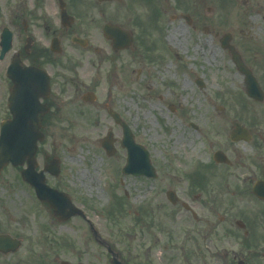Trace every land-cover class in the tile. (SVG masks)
Here are the masks:
<instances>
[{"label":"flooded vegetation","instance_id":"flooded-vegetation-1","mask_svg":"<svg viewBox=\"0 0 264 264\" xmlns=\"http://www.w3.org/2000/svg\"><path fill=\"white\" fill-rule=\"evenodd\" d=\"M146 1L0 0V129L22 110L28 125H36L43 136L38 157L40 145L56 141L55 129L80 120L81 109H111L100 99V91H106L109 99L129 95L133 75L142 88H147L149 77L152 88V79L167 74L172 56L178 54L167 34L164 40L154 38L164 29L158 22L171 23L177 15L175 7L161 6L151 20L154 26L144 15H129L131 6L144 7ZM196 1L186 0L185 10L205 13L207 8ZM116 3L123 5L125 15L115 8ZM98 5L104 8L98 10ZM189 19L188 26L204 29ZM105 24L128 31L132 42L115 48L113 40L102 34V40L95 39ZM255 53L253 49V77L264 93V63ZM134 61L139 67L130 69ZM87 93L91 102L82 99ZM263 102L264 94L262 101L253 98L250 120L230 121V129L217 132L229 136L233 122H238L248 128L249 142L208 141L204 151L196 152L201 161L184 170V184L165 183L159 172L148 178L159 179L160 183L150 186L157 197L164 194L166 199L160 203H168L173 216L168 247L156 253L149 247L126 249V253L115 252L116 256L104 248L103 257L94 255L90 264H113V257L116 264H264V198L253 191L258 181H264V113H259L264 112ZM49 156L44 152L42 165ZM168 191L173 192L172 203ZM13 237L22 245V237ZM46 245L41 253L29 249L27 257L16 258L14 264H62L56 253L60 249Z\"/></svg>","mask_w":264,"mask_h":264},{"label":"rangeland","instance_id":"rangeland-1","mask_svg":"<svg viewBox=\"0 0 264 264\" xmlns=\"http://www.w3.org/2000/svg\"><path fill=\"white\" fill-rule=\"evenodd\" d=\"M163 2L167 5L156 0V7H175L177 15L188 12L193 23L209 28L210 35L199 26L191 28L178 16L171 23L158 22L164 29L155 33V39L164 40L163 35L173 34V30L180 32L174 39L179 45H173L178 54L172 56L167 74L153 78L152 88L149 77L145 79L147 88H142L133 81V75L130 93L122 98L112 95L109 99L106 91L99 93L100 99L127 122L135 141L148 150L151 163L165 176V183L184 184V170L201 161L196 152L204 151V144L227 141L228 134L217 132L230 129V121L251 119L253 101L245 96L242 76L220 48L219 37L231 32L232 43L252 69L253 49L257 60L264 63V0H249L244 5L242 0H198L197 4L212 9L210 14L199 12L201 15L185 10L186 0ZM135 5L129 15H144L147 19L153 12L147 6ZM121 6L117 3L115 8ZM100 8L104 5H98ZM121 13L125 15L122 9ZM95 35V39L102 40L101 31ZM138 67L134 61L130 69ZM196 79H201L204 86L199 87ZM170 103L174 104L173 110ZM192 124L199 128L194 129ZM55 130L56 141L40 145L38 155L40 165L44 152L60 160L58 177H48L47 183L66 191L76 205L83 206L101 239L120 253L148 247L155 248L156 253L168 247L173 216L169 204L160 203L166 199L164 194L157 197L150 186L160 181L121 173L126 158V151L120 146L122 129L106 108L81 109L80 120ZM107 131H112L116 139V150L110 157L100 145ZM0 232L23 238L17 253L3 255L0 264H14L16 258H26L29 249L41 253L48 242L51 249H60L56 252L59 259L71 264H90L94 255L103 257L105 253L104 247L92 239L87 223L77 217L59 223L50 209L36 199L33 189L20 179L18 169L11 166L0 174ZM53 253L50 255L55 256Z\"/></svg>","mask_w":264,"mask_h":264},{"label":"water","instance_id":"water-1","mask_svg":"<svg viewBox=\"0 0 264 264\" xmlns=\"http://www.w3.org/2000/svg\"><path fill=\"white\" fill-rule=\"evenodd\" d=\"M104 31L107 34H113V38L115 39L117 45H120L119 41L126 40L124 37H121L122 32H120L119 29L105 26ZM229 38V35H224L222 38L223 46L227 47ZM128 40H130V38H128ZM228 50L237 70L244 76L243 81L246 95L252 99L253 96H255L254 94L260 96L257 92L258 87L253 79L252 72L243 63L240 55L233 49L232 46H228ZM234 126L235 129L230 136L232 140L249 139V134L245 129L236 123ZM123 129L124 139L122 144H127L128 140L130 145L127 164L123 171L134 175L152 174L153 167L149 163L147 152L142 148L137 147V145H133L131 133L124 124ZM40 139L41 135L35 133L33 128L24 125L20 117L13 121V125L5 124L2 127L0 135V171L8 163H11L13 166L23 165L26 163V168L21 171L22 178L34 187L36 196L39 200L47 203L53 209V214L57 216L59 220H67L71 216L82 215V212L72 204L71 199L67 194L50 189L44 183L43 172H36V143ZM112 141V134L109 133L102 143L108 154L113 153ZM46 169L50 173L56 175L59 171L57 161L52 160ZM254 191L258 195L264 196V185L260 183L257 184ZM18 245V241L13 240L10 236L0 235V251H12L16 249Z\"/></svg>","mask_w":264,"mask_h":264},{"label":"bare ground","instance_id":"bare-ground-1","mask_svg":"<svg viewBox=\"0 0 264 264\" xmlns=\"http://www.w3.org/2000/svg\"><path fill=\"white\" fill-rule=\"evenodd\" d=\"M257 13H258V14H261V10L258 9V10H257ZM261 15H262V18H264V15H263V14H261ZM172 33H173L174 35H173V34H170V35H168L167 38H168L170 41H173L174 44H175L176 46H178V45H179L178 42L175 41L174 39H175V36L177 37V35H180V32H179V30H173ZM172 45H173V43H172Z\"/></svg>","mask_w":264,"mask_h":264}]
</instances>
